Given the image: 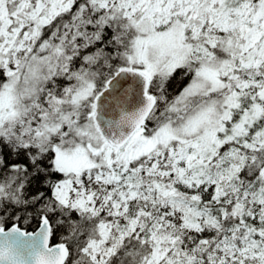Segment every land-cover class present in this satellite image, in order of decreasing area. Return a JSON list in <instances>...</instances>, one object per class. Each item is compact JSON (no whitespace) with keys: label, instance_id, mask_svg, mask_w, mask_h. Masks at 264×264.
<instances>
[{"label":"snow or ice","instance_id":"obj_1","mask_svg":"<svg viewBox=\"0 0 264 264\" xmlns=\"http://www.w3.org/2000/svg\"><path fill=\"white\" fill-rule=\"evenodd\" d=\"M0 264H264V0H0Z\"/></svg>","mask_w":264,"mask_h":264},{"label":"trees","instance_id":"obj_2","mask_svg":"<svg viewBox=\"0 0 264 264\" xmlns=\"http://www.w3.org/2000/svg\"><path fill=\"white\" fill-rule=\"evenodd\" d=\"M28 230L31 231L32 229L29 228ZM56 242H57V241H56V239L54 238V239L52 240V243H56Z\"/></svg>","mask_w":264,"mask_h":264}]
</instances>
